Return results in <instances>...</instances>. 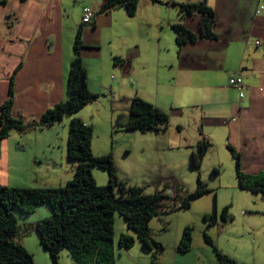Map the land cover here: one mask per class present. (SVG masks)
<instances>
[{
	"label": "crops",
	"instance_id": "crops-1",
	"mask_svg": "<svg viewBox=\"0 0 264 264\" xmlns=\"http://www.w3.org/2000/svg\"><path fill=\"white\" fill-rule=\"evenodd\" d=\"M141 1L138 10L143 7V10L151 12L155 16L154 22L157 18L160 30L164 29V24L170 29L172 25L182 24L198 34V17L177 14L176 23L170 20L165 23L160 10L153 8V11L147 6L161 4ZM199 1L202 0H169L170 3ZM206 1L215 13L217 39H201L178 48L172 29L173 44L165 45L161 37L156 43L146 41L148 45L136 40L133 33L141 28L134 24L136 15L116 14L119 9L99 13L106 0H5L0 4V105L7 98L12 76V117L39 119L47 109L64 102L67 99L74 36L77 29L82 28L84 48L81 57L89 90L99 97L102 95L114 113L122 107L129 110V100L137 96L168 114L167 129L149 135L154 138L156 152L184 151V154H179V160L185 164L190 153L192 155L196 151L197 143L204 138L210 143L207 155L219 152L218 147L229 146L240 156V166L247 174H259L264 171V11L258 16L254 14L264 0ZM85 7L95 15L92 24L81 22ZM151 63L158 65V71L160 68L171 71L168 91L160 95L158 90H153L154 101L146 96L150 91H146L149 85L146 81L150 76L148 69ZM231 77L243 80V98L229 85ZM157 94L160 96L156 99ZM78 117L88 125L80 114ZM117 118V124L127 121V118L120 120V115ZM67 119L66 123L61 121L48 128L49 134L45 135L43 131L47 130L23 135L12 131L1 144L0 176L7 174L17 162L24 164L20 152L14 150L9 155L6 151L16 137L25 143L24 151L28 143L37 144L38 148L42 144L55 148L56 140L51 139L53 135L57 137L63 131L61 137L67 139V124L71 118ZM114 119L115 115L110 114V121ZM112 130L114 135L129 133L115 125ZM43 158L45 155L40 157L39 152L32 155L35 161ZM214 165L217 168L219 162ZM124 232L121 234L130 235L126 227ZM181 235L173 236L171 261L167 262L160 255L159 264H176V261L182 264H219L215 253L207 249H203L202 254H191L190 247L186 253H180L178 243ZM18 243L34 257L24 238ZM219 250L237 264H264L259 245L248 249L252 253L250 262H245L238 253H227L223 248ZM141 251L153 253L143 247Z\"/></svg>",
	"mask_w": 264,
	"mask_h": 264
},
{
	"label": "trees",
	"instance_id": "trees-1",
	"mask_svg": "<svg viewBox=\"0 0 264 264\" xmlns=\"http://www.w3.org/2000/svg\"><path fill=\"white\" fill-rule=\"evenodd\" d=\"M140 1L106 0L99 13L123 9L129 17H133ZM148 1L163 4L162 0ZM2 3L5 0H1L0 4ZM171 5L177 7L183 16L198 17V34L182 24L171 26L178 48L201 39H217L214 32L215 13L206 0L197 3L172 2ZM83 48L82 28H78L73 41V59L67 77V99L64 102L47 109L39 119L23 116L14 118L11 114L14 104L12 76L7 98L0 105V153L2 142L12 131L23 135L30 131L44 130L61 122L64 117H70L66 158L76 165L72 179L63 187L24 188L0 185V264H35L28 250L13 240L20 230L15 211L27 215L34 213L38 206L49 205L51 216L36 222L34 228L39 244L48 253L51 264H58L62 250L68 251L72 264H115L113 239L116 214L122 217L127 231L131 233L119 236V247L129 249L137 241L147 251L160 252L162 246L153 239L150 222L154 218L163 220L173 211L189 209L194 200L208 192L205 185L198 181L197 188L192 193L171 183V194L166 195L162 191L146 195L143 188L130 186L117 178L111 154L95 156L92 153V127L76 117L83 107L99 98L87 85L86 69L81 57ZM168 123L167 113L135 96L129 100L127 121L124 124L116 123L115 127L126 132L150 130L158 134L167 129ZM209 147V141L204 138L197 143L196 151L191 155L195 169H199ZM227 149L235 160L238 187L264 197V171L245 175L241 172L240 156L231 147L227 146ZM92 168H99L107 173L108 182L105 186L95 183L91 175ZM165 186L170 188L168 184ZM220 219L223 222L231 220L227 207L222 210ZM205 220L207 221V217ZM216 221L214 216L208 222L214 225ZM204 239L213 247L219 264H237L223 255L206 233ZM191 244V228L185 227L178 243V251L186 253ZM154 254L153 252L151 255L153 261L156 259Z\"/></svg>",
	"mask_w": 264,
	"mask_h": 264
},
{
	"label": "rangeland",
	"instance_id": "rangeland-1",
	"mask_svg": "<svg viewBox=\"0 0 264 264\" xmlns=\"http://www.w3.org/2000/svg\"><path fill=\"white\" fill-rule=\"evenodd\" d=\"M142 2H139L137 10ZM162 2L161 6L154 4H147V6L153 11L160 10L165 23L168 20L171 23H176L174 22L175 16L179 14L182 17L183 15L178 12L177 7L171 5L169 0H162ZM165 3H168V5ZM167 8H170V10ZM116 12V14L126 16V12L123 9H119ZM135 15L134 24L141 26L140 29L135 30L133 33L136 40H142L144 44L148 45L150 42L156 43L161 37L165 45L169 42L173 44V35L170 27H165L164 24V29L160 30L158 20L156 18L154 22L155 16L151 12L143 10L142 7ZM115 44H117V47L119 46L117 42ZM138 45L141 46V44ZM148 70V75L150 76L146 81L147 84L149 83L146 91H150L146 96H149V99L154 101L153 90H158L160 95L168 91L167 83L171 71H166L164 68H160L158 71V65L154 63L150 64ZM110 79H112L111 76ZM159 94H157L156 99L160 96ZM132 95L133 93L131 92L130 96ZM150 95H152L151 98ZM154 95L156 96V94ZM121 106L124 105L121 104ZM116 107L118 108L117 105ZM128 112L129 110H125L122 107L114 113L110 106L108 107L105 104V99L101 95L95 102L86 105L77 113V117L80 114L85 123L89 126L93 125L92 153L95 156L111 154L117 178L130 186L143 188V192L146 195L162 191H165L166 195L167 193L171 194L169 191L173 188L171 183L183 187V190L192 193L196 190L198 181L205 185L208 192L194 200L189 209L173 211L167 214L163 220L154 218L150 222L149 227L152 237L159 241L164 249V252L153 251L155 258H157L154 261L151 259L149 252V254H145L141 251L142 245L137 241L129 249L119 247L118 238L121 233H125V226L123 225L122 217L116 214L113 239L115 264H159L160 255L167 262H170V248L173 244V236L182 234L185 227L191 228V254H202L203 249L209 250L212 254L215 253L213 247L207 244L204 239V233H206L218 250L223 248L227 253H238L239 257L244 259L245 262L246 260L250 262L252 259L251 250H248L252 246H261V257L264 258V197L260 194L243 191L238 187L235 160L227 147L224 145L223 149L218 147L219 152L214 151L210 155L205 154L197 170L192 165L191 153L187 157L186 163L182 164L179 160V154H184V151L165 150L156 152L154 138L149 137L150 134H155L154 132L132 131L126 135L123 133L114 135L112 128L114 129L118 115H120V120L123 121L128 117ZM110 114L115 115V119L112 121H110ZM64 118L62 122L66 123L68 117ZM58 130L61 129L59 128ZM186 131L188 132V129ZM43 132V135L49 134L47 133L49 132L48 130ZM13 133L20 135L16 131H13ZM62 133L63 131L57 137L55 135L52 136L51 139L56 140L55 148L52 149L49 144H42L38 148L37 144L28 143L26 151H24L25 143L22 142L21 138L16 137L15 142L10 143L6 151H8L9 155L14 150L20 152L25 165H21L18 162L13 164L7 174L0 176V183L8 184L5 185L8 187H63L72 179L76 165L69 162L66 158L65 141L67 139L64 136L61 137ZM151 142L154 146L151 145ZM33 146L34 148H32ZM41 151L44 154H41ZM36 152L40 153V157L45 155V158L35 161L32 159V155ZM234 153L238 154L236 151ZM216 162H219L217 168L214 165ZM241 172L245 175L247 174L243 166H241ZM91 175L98 186H105L108 182L107 173L104 170L92 168ZM166 184L170 185V188H166ZM167 205L168 208L171 207L170 203ZM225 207H227V214L231 219L227 222H223L220 219L222 210ZM244 211L247 212L244 213ZM50 216L51 210L48 204L39 206L32 214L24 215L15 211L20 230L13 237V240L15 242L23 238L26 240V245L34 254L33 261L36 264H51L48 253L39 244L34 228L35 222ZM214 216L217 221L214 225H210V218ZM205 217H207V221ZM145 256H147L146 260H144ZM203 257L206 260V256L203 255ZM128 259L129 261H127ZM58 264H72L68 251L62 250L60 252ZM176 264L182 263L176 261Z\"/></svg>",
	"mask_w": 264,
	"mask_h": 264
},
{
	"label": "built area",
	"instance_id": "built-area-1",
	"mask_svg": "<svg viewBox=\"0 0 264 264\" xmlns=\"http://www.w3.org/2000/svg\"><path fill=\"white\" fill-rule=\"evenodd\" d=\"M262 11H264V1L262 4L259 5V7L255 11V16H258ZM95 15L94 13L90 10V8L85 7L83 9V17L81 19V22L83 24H92L93 19ZM256 44H259V42H256ZM229 85L233 88H235L239 92V97L243 98L244 97V92L243 90L245 89V86L243 84V81L239 77H231L229 78L228 81Z\"/></svg>",
	"mask_w": 264,
	"mask_h": 264
}]
</instances>
